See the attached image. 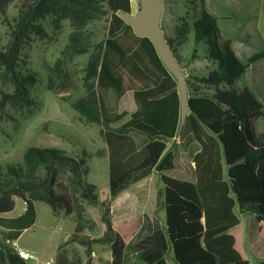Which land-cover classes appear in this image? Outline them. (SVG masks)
Returning <instances> with one entry per match:
<instances>
[{"label": "trees", "instance_id": "trees-1", "mask_svg": "<svg viewBox=\"0 0 264 264\" xmlns=\"http://www.w3.org/2000/svg\"><path fill=\"white\" fill-rule=\"evenodd\" d=\"M16 1L18 14L11 20L9 6ZM170 1L164 0L165 6ZM197 1L188 3L196 9ZM121 10L132 12V0H0V19L12 27V39L0 47V115L11 107L30 117L38 104L31 95L38 72L19 68L25 37L31 31L45 33L42 20L47 18L57 32L68 24L63 55L43 64L48 88L70 102L82 121L101 126L111 197L157 172L164 185L156 191V210L143 212L140 227L125 240L113 223L117 206L106 208V227L101 236L91 238L86 231L96 230L98 223L87 207L99 197L87 180V160L58 146L31 145L21 161L0 163V264L29 261L13 242L35 224L36 201L75 221L74 233L58 247L53 264H83L80 252L70 248L75 243L88 254L93 243L110 244V264H169V258L176 264H249L239 246V213L264 220V133L253 131V120L264 109L237 81L264 57V50L243 61L211 13L203 9L193 17L189 12L178 15L174 34H165L179 61L180 51L193 40L194 51L203 46L213 64L207 74L185 76L192 112L181 126L176 78L152 40L137 35L119 15ZM103 21L99 40L98 24ZM164 22L163 14V28ZM82 57L87 59L80 68ZM79 81L83 95L64 94L78 89ZM177 136L180 150H168V141ZM16 197L26 200L27 209L7 217ZM161 209L164 221L156 213Z\"/></svg>", "mask_w": 264, "mask_h": 264}, {"label": "rangeland", "instance_id": "rangeland-1", "mask_svg": "<svg viewBox=\"0 0 264 264\" xmlns=\"http://www.w3.org/2000/svg\"><path fill=\"white\" fill-rule=\"evenodd\" d=\"M164 2V0H163ZM236 0H198L194 5L188 0H173L166 6L164 4L163 14L165 15L164 30L168 35L175 32L178 15L189 12L193 17L195 13H200L205 9L215 16L219 22L221 32L225 37L231 38L237 46L241 41L242 23L248 20V15L237 12ZM193 7V8H192ZM136 11V0H132V12ZM165 12V13H164ZM18 14V2L9 6L8 15L12 20ZM227 17V18H226ZM45 33L31 31L25 37L21 54L20 66L23 72L33 69L38 72L39 81L31 87V95L37 100L38 104L34 114L30 117L6 107V112L0 115V163L18 162L22 160L23 153L27 147L34 146H58L67 153L84 157L89 165L87 180L97 187L99 202L90 204L87 212L90 217L95 219L98 227L94 231L87 230L86 233L91 237H99L105 229L102 220L103 212L106 208L117 206L113 217L122 215V221L117 220L119 231L128 240L134 231L137 230L142 221V214L145 211L154 212L156 191L163 188V182L156 171L132 184L117 196L111 197L109 185L108 157L104 153L106 143L101 134V126L95 123H86L80 119V113L71 105L70 102L54 94L48 88V75L44 69V61L54 63L61 57L62 51L67 43L70 27L66 24L64 31L57 32L50 19L42 20ZM106 22L98 24L99 40L105 32ZM246 27V26H245ZM244 36H248L245 34ZM12 39V27L3 19H0V47H5ZM195 43L189 42L181 51V66L185 71V76L204 75L213 68L212 62L205 56L203 46L194 51ZM195 55V56H194ZM86 57L79 59L80 68L84 65ZM259 65L253 68V72H258ZM79 88L64 92L72 98H77L85 92L84 87L79 81ZM1 85V84H0ZM264 93L262 84L257 86ZM258 95V100L263 104L264 97L256 90H251ZM1 97V94H0ZM254 133L260 135L264 133V115L253 120ZM181 148L178 136L168 141V150L177 152ZM85 152L91 155L85 156ZM104 203H106L104 205ZM37 217L33 226L25 229L20 237L13 242L18 249H24L32 253L35 258L27 261V264H53L56 260L58 247L68 240L75 231V221L70 216L56 215L51 206L45 202L36 201L34 203ZM27 209V202L22 197H16L15 208L6 213L7 217H16L23 214ZM142 213V214H141ZM164 221L165 211L156 212ZM242 220L241 235H239L241 250L250 259V263L257 262V258L249 252L248 244L252 235L263 234V228L257 223L254 214L239 213ZM124 219L128 220L125 221ZM124 228H130L127 234ZM134 228V229H132ZM0 237L2 229L0 228ZM76 248L83 258V264H107L105 258L110 254V244L93 243L91 254L87 253V248L79 243L72 244L70 248ZM172 255V252L170 253ZM170 264H176L170 260Z\"/></svg>", "mask_w": 264, "mask_h": 264}, {"label": "crops", "instance_id": "crops-1", "mask_svg": "<svg viewBox=\"0 0 264 264\" xmlns=\"http://www.w3.org/2000/svg\"><path fill=\"white\" fill-rule=\"evenodd\" d=\"M235 3L229 2L228 4H235V6L237 7L238 13L240 12V14L243 13L244 15L245 14L248 15V20L245 23L244 22L242 23V27L240 28L238 27V29L242 28L243 35L241 36V41L238 42L237 46H235L233 43L234 41L231 38L225 37L222 34L220 26H219V30L223 37L231 40V45L233 49L235 50L236 55L241 60L245 61L252 54L264 50V0H236ZM218 25H219V22H218ZM245 34H247L248 36H244ZM256 65H259L258 72H253V68L256 67ZM260 84H262V87H264V57L252 63L246 69L242 77L237 81V85L239 87L241 88L246 87L250 90H256L258 94H261L264 97V93L261 92L259 89H257V86H259ZM254 94L256 95V93ZM256 97H258V95ZM255 218L257 220V223L262 226L263 234L262 235L256 234L255 236L252 235V238L248 243L250 245V248L248 250L258 259L257 262L254 263V264H257L258 261L264 259V220H260L256 216ZM117 220L122 221V215L118 216L113 221L114 227L118 230L119 227H118ZM124 220L128 221L129 219L128 220L124 219ZM124 230L126 231V228H124ZM137 230H135L134 233ZM126 233L129 234L130 231L129 232L126 231ZM17 250L19 249L17 248ZM246 258L249 260V264H251L250 259L248 257ZM111 260H112V254L110 252V254L105 258V262L107 264H110ZM170 260H173V259L169 258V264H170Z\"/></svg>", "mask_w": 264, "mask_h": 264}, {"label": "water", "instance_id": "water-1", "mask_svg": "<svg viewBox=\"0 0 264 264\" xmlns=\"http://www.w3.org/2000/svg\"><path fill=\"white\" fill-rule=\"evenodd\" d=\"M164 11L163 0H136V11H119V15L132 25L139 36L149 37L154 43L157 52L165 66L178 82V92L181 104V126L186 117L192 112L189 100V89L181 63L168 43L165 30L162 26Z\"/></svg>", "mask_w": 264, "mask_h": 264}, {"label": "built area", "instance_id": "built-area-1", "mask_svg": "<svg viewBox=\"0 0 264 264\" xmlns=\"http://www.w3.org/2000/svg\"><path fill=\"white\" fill-rule=\"evenodd\" d=\"M18 253L25 260H29L30 261L31 259H34L35 258V256L32 253H30L28 251H25L23 249H19L18 250ZM46 264H51V262L48 261V262H46Z\"/></svg>", "mask_w": 264, "mask_h": 264}]
</instances>
